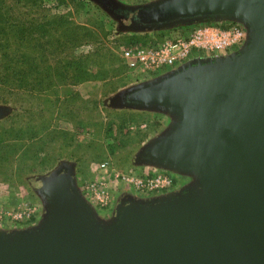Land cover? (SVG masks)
<instances>
[{
	"label": "water",
	"instance_id": "1",
	"mask_svg": "<svg viewBox=\"0 0 264 264\" xmlns=\"http://www.w3.org/2000/svg\"><path fill=\"white\" fill-rule=\"evenodd\" d=\"M110 2L132 13L130 32L223 21L248 32L238 53L190 61L113 101L171 119L140 161L193 182L126 195L106 220L62 167L37 185L39 224L0 229V264H264V0H160L138 12Z\"/></svg>",
	"mask_w": 264,
	"mask_h": 264
},
{
	"label": "rangeland",
	"instance_id": "2",
	"mask_svg": "<svg viewBox=\"0 0 264 264\" xmlns=\"http://www.w3.org/2000/svg\"><path fill=\"white\" fill-rule=\"evenodd\" d=\"M85 1L90 3L85 11L77 9L75 4L59 5L58 0H44V6L55 13L70 12V20L79 24L92 26L103 21L107 25L106 31L111 32L107 46L113 49L120 37H139L138 44H159L168 37L176 36L182 28L194 26L130 32L125 29L127 20L110 14L108 8H105V0ZM115 1L138 12L145 11L146 6L160 0ZM96 47L92 44L84 45L77 48L76 53L87 54ZM238 52L233 51L228 56ZM199 59L209 58L199 55L192 61ZM91 70L94 73L95 69ZM148 81L140 79L136 72L122 70L117 75H110L105 81L60 87L42 95L45 98L17 97L8 105L0 104V109L8 110L0 117V135L6 139H11L22 128L27 130L28 136H33L34 133L46 137L54 134L55 137L46 140L47 147L44 152L38 150L42 152L38 158H30L25 162L19 160L18 157L23 153V149L20 150L19 147H13V156L0 154V211L15 209L22 203L38 209L37 218L32 225L3 226L16 228L14 230L36 227L46 214L43 199L37 193V185L62 167H67L72 172L76 188L81 194L85 185L95 178L101 163H108L111 169L127 173L148 172L150 166L142 164L139 157L142 159L148 145L165 132L171 119L163 113L128 109L113 103L122 93ZM133 115L135 116L132 117ZM30 144L31 142L28 145ZM1 155L5 157L1 159ZM172 174L177 191L193 182L190 176ZM119 194L121 199L118 204L123 195H131L123 188ZM108 211L99 213L102 219L111 217L112 210Z\"/></svg>",
	"mask_w": 264,
	"mask_h": 264
},
{
	"label": "trees",
	"instance_id": "3",
	"mask_svg": "<svg viewBox=\"0 0 264 264\" xmlns=\"http://www.w3.org/2000/svg\"><path fill=\"white\" fill-rule=\"evenodd\" d=\"M110 1L105 0L110 14L111 8L123 11ZM44 3V0H0V104L8 105L20 97L45 98L42 95L60 87L101 82L122 70L129 71L119 51L137 45L139 37H120L113 49L107 46L111 32L106 31L103 21L92 26L79 24L70 20V12H51ZM58 3L75 4L80 11L90 4L85 0H58ZM188 30L182 28L183 32ZM90 44L97 46L94 51L76 53L77 48ZM91 69H95L94 73ZM26 132L22 128L11 139L0 135V154L13 156V147H19L23 153L18 159L25 162L38 158L42 153L38 150L44 152L47 141L55 138L54 134L28 136ZM4 157L1 155V159Z\"/></svg>",
	"mask_w": 264,
	"mask_h": 264
},
{
	"label": "built area",
	"instance_id": "4",
	"mask_svg": "<svg viewBox=\"0 0 264 264\" xmlns=\"http://www.w3.org/2000/svg\"><path fill=\"white\" fill-rule=\"evenodd\" d=\"M157 45L122 47L121 59L129 71L148 81L165 75L192 61L197 56L218 59L240 51L248 39L246 28L236 22L197 24L187 32L178 31ZM144 174H130L111 169L101 163L95 178L82 190L83 197L100 210H110L118 202L120 190L138 198H157L177 191L173 174L149 168ZM38 209L22 203L11 210L0 211V227L3 225H32Z\"/></svg>",
	"mask_w": 264,
	"mask_h": 264
},
{
	"label": "crops",
	"instance_id": "5",
	"mask_svg": "<svg viewBox=\"0 0 264 264\" xmlns=\"http://www.w3.org/2000/svg\"><path fill=\"white\" fill-rule=\"evenodd\" d=\"M149 168H156V167H152V166H150ZM156 169H159V168H156ZM159 170H161V169H159ZM169 173H171V172H169ZM172 174V173H171ZM126 195H123L122 196V198H124ZM138 198V197H137ZM119 199H121V196L119 197ZM138 199H146V198H138ZM86 200V199H85ZM87 201V200H86ZM93 208H94V210H95V212L98 214V216L100 217V218H102L101 216H100V212H102L103 210H100V209H97L96 207H94L89 201H87ZM118 203L112 208V209H110V210H112V213L110 214L111 215V217L110 218H112L115 214H116V212H117V208H118ZM109 210V211H110ZM106 211V210H105ZM108 211V212H109ZM109 218V219H110ZM108 220V219H107ZM1 230H5V231H13L14 229H16V228H13V227H6V226H3L2 228H0Z\"/></svg>",
	"mask_w": 264,
	"mask_h": 264
},
{
	"label": "flooded vegetation",
	"instance_id": "6",
	"mask_svg": "<svg viewBox=\"0 0 264 264\" xmlns=\"http://www.w3.org/2000/svg\"><path fill=\"white\" fill-rule=\"evenodd\" d=\"M111 11H112L113 15H115L117 17H121L122 16L123 19H125L127 21H129L131 19V16H133L132 13L127 12V11H120V10H116V9L114 10L112 8H111Z\"/></svg>",
	"mask_w": 264,
	"mask_h": 264
}]
</instances>
